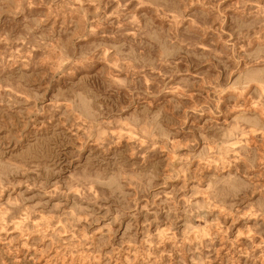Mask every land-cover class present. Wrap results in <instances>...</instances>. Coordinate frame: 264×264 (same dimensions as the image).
<instances>
[{"label": "clouds", "instance_id": "obj_1", "mask_svg": "<svg viewBox=\"0 0 264 264\" xmlns=\"http://www.w3.org/2000/svg\"><path fill=\"white\" fill-rule=\"evenodd\" d=\"M0 250L264 264V0H0Z\"/></svg>", "mask_w": 264, "mask_h": 264}, {"label": "rangeland", "instance_id": "obj_2", "mask_svg": "<svg viewBox=\"0 0 264 264\" xmlns=\"http://www.w3.org/2000/svg\"><path fill=\"white\" fill-rule=\"evenodd\" d=\"M157 159V166L159 167L160 165H162L163 164V160H162V158L161 157H157L156 158ZM164 220H165V217L162 215L161 216V222H162V225H163V222H164ZM143 222V217H141V223ZM155 225H153V230H155ZM178 227H180L179 225H178ZM122 231L123 230H121V233H122ZM3 253H2V250H0V255H2ZM20 257H21V261H22V264H34V261L33 260H31V259H27L26 257H25V254H24V252H21L20 254ZM29 255H31V254H29ZM41 264H43V262L41 261Z\"/></svg>", "mask_w": 264, "mask_h": 264}]
</instances>
